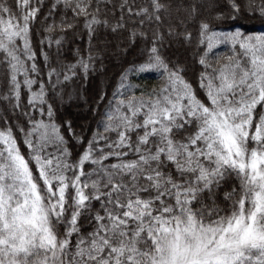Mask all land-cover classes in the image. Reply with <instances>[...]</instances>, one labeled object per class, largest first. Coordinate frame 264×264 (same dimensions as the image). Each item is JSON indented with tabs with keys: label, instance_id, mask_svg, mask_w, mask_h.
Returning a JSON list of instances; mask_svg holds the SVG:
<instances>
[{
	"label": "snow or ice",
	"instance_id": "6c2138e0",
	"mask_svg": "<svg viewBox=\"0 0 264 264\" xmlns=\"http://www.w3.org/2000/svg\"><path fill=\"white\" fill-rule=\"evenodd\" d=\"M202 7L0 0V264H264V32L241 23L264 24V0H213L229 31ZM101 27L143 47L86 135L54 104L97 71ZM69 31L88 39L71 61ZM174 38L191 63L163 54ZM144 72L157 83L132 82Z\"/></svg>",
	"mask_w": 264,
	"mask_h": 264
},
{
	"label": "trees",
	"instance_id": "16d2710c",
	"mask_svg": "<svg viewBox=\"0 0 264 264\" xmlns=\"http://www.w3.org/2000/svg\"><path fill=\"white\" fill-rule=\"evenodd\" d=\"M200 3L203 5V7L201 8L202 18H207L211 23L217 25L218 30L220 31H229L232 28V23L229 19H214L215 13L211 10L210 7L213 3V0H201ZM69 15L71 14L69 13ZM42 19L43 18H41L40 22H42ZM58 19L59 17H57V20ZM241 23L245 25L246 30L250 33L264 32V24H262L258 19L245 17L241 21ZM197 28L198 22L189 23L188 25L189 31H192L194 34L196 33ZM68 37L69 39L65 42L64 48L61 49V51L64 52L65 55H63L60 59L71 61L73 59V55L68 50H74L77 47L86 50L88 39L85 35L81 40L79 35L73 36L71 31L68 32ZM35 42L36 39L34 38V43ZM176 42L181 45L183 51L180 49V47L177 46ZM121 43L125 44L124 48L122 47V49L120 50L124 59L119 64H117L112 55L108 53L107 48L110 47L112 49L114 46H121ZM92 45L93 51L99 53L101 56V59L97 60V71L91 73L87 77V79H84L78 74L77 77L74 80L69 81L65 87L66 93H71L73 90H80V92L82 93L84 100L88 103V122L85 123V118L83 119L78 117V115L80 114L79 110H74L72 114L66 110L70 105L73 104L74 100L76 99H72L71 101L67 99L66 101H63V103H61L60 99L57 98L54 104V107H57L59 109V113L63 114L65 119L73 120L74 127L78 132L81 131V126L83 125V130L86 135H90V132H88L89 127H95V124L93 122V114L89 111V107H95V104L93 102L98 98V93L101 91H106L111 94L119 80L121 72H123L124 69L127 68L131 63L140 62V51L143 47L142 42H137L134 45L129 43L127 33L114 34L110 30H106L103 27L98 29L95 38L92 40ZM52 51L54 54L55 46H53ZM192 51V46H189L186 42H182L180 39L174 38L170 42L166 41V47L163 54L173 61H179L181 63H191ZM217 51L220 53H228V48L221 46L217 49ZM106 55L108 56V58L106 57ZM101 63L103 64V69L100 68ZM196 71L198 72L199 70L197 69ZM104 75H108L109 79H107L106 83H104L101 87L99 80L100 77ZM2 76L3 71L2 69H0V82H2ZM131 79L134 84L141 86L147 85L148 87H151L158 81V78L154 72H144L140 74L133 73L131 75ZM65 98H68V96L65 95ZM80 103L81 99L80 101H78V104ZM3 109L4 104L0 102V112H2ZM70 148H72V151L74 153L80 151L79 146L75 145L74 142L70 143Z\"/></svg>",
	"mask_w": 264,
	"mask_h": 264
},
{
	"label": "rangeland",
	"instance_id": "374dc122",
	"mask_svg": "<svg viewBox=\"0 0 264 264\" xmlns=\"http://www.w3.org/2000/svg\"><path fill=\"white\" fill-rule=\"evenodd\" d=\"M201 1V0H200ZM177 43V42H176ZM121 46H114L112 49L110 47L107 48L108 53H110L112 55V57L115 59V62L117 64H119L123 59V55L120 52V50L122 49V47L124 48L125 44L121 43ZM177 46L180 47V49L183 51L182 47L180 44L177 43ZM106 57L108 58V56L106 55ZM106 58V59H107ZM109 79L108 75H104L100 77L99 83L101 85V87L103 86L104 83H106V80ZM92 89V88H91ZM90 89V90H91ZM72 96H73V104L70 105L66 110L69 111L71 114L73 113L74 110H79L80 114L78 115L79 118H85V123H87L88 121V111H87V101L85 102L84 97L82 96V93L80 92V90H73L72 92ZM68 98L64 97V101H66ZM81 99V103L78 104V101H80Z\"/></svg>",
	"mask_w": 264,
	"mask_h": 264
}]
</instances>
